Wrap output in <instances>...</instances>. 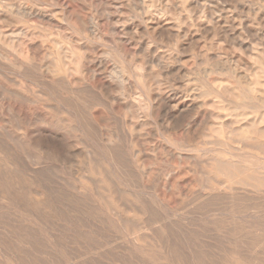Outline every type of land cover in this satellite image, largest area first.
<instances>
[{"label":"rangeland","instance_id":"rangeland-1","mask_svg":"<svg viewBox=\"0 0 264 264\" xmlns=\"http://www.w3.org/2000/svg\"><path fill=\"white\" fill-rule=\"evenodd\" d=\"M263 15L264 0H0V264H264V189L214 175L215 158L262 169Z\"/></svg>","mask_w":264,"mask_h":264},{"label":"bare ground","instance_id":"bare-ground-1","mask_svg":"<svg viewBox=\"0 0 264 264\" xmlns=\"http://www.w3.org/2000/svg\"><path fill=\"white\" fill-rule=\"evenodd\" d=\"M183 1V0H182ZM195 1V0H194ZM133 2V1H132ZM139 2V1H138ZM152 3V2H151ZM171 4V3H170ZM129 6V5H128ZM257 8V7H256ZM26 10V9H25ZM261 12V11H260ZM30 13V12H29ZM17 16V15H16ZM264 16V15H263ZM41 17V16H40ZM264 18V17H263ZM264 20V19H263ZM200 24V23H199ZM34 26H30V28H32V29H34L33 28ZM173 27V26H172ZM210 27V26H209ZM23 30V29H22ZM22 30H20L19 31V35L21 34V33H23L22 32ZM33 31V30H32ZM35 33V32H34ZM29 34V33H28ZM5 35V34H4ZM3 35V36H4ZM2 36V35H1ZM7 36H8V34H7ZM6 36V37H7ZM47 36V35H46ZM34 37V36H33ZM2 38V37H1ZM26 38H28V36H26ZM46 38V37H45ZM45 38H44V40H45ZM47 38H48V36H47ZM4 39V38H3ZM52 39V38H51ZM10 40V39H9ZM16 41V40H15ZM29 41V40H28ZM7 42V41H6ZM40 42H42V40L40 41ZM8 43V42H7ZM12 43V42H11ZM14 43V42H13ZM24 43V42H23ZM15 44V43H14ZM45 44V43H44ZM43 44V45H44ZM11 45H13V44H11ZM22 46V45H21ZM36 46V45H35ZM250 46V45H249ZM12 48V47H11ZM28 48H30V47H28ZM61 48H62V46H61ZM1 49H2V47H1ZM39 49V48H38ZM50 49V48H49ZM67 50H69V49H67ZM9 51V50H8ZM42 51H44V50H42ZM73 52H74V50H72ZM115 51V50H114ZM48 52V51H47ZM51 52V51H50ZM40 53H41V51H40ZM63 53H64V51H63ZM115 53V52H114ZM7 54H8V52H7ZM38 54V53H37ZM108 54H110L109 52H108ZM112 54V53H111ZM117 54V53H116ZM18 55H20V54H18ZM30 55V54H29ZM66 55V54H65ZM1 56V55H0ZM15 56V55H14ZM13 56V57H14ZM48 56V55H47ZM56 56V55H55ZM76 57V56H75ZM122 57V56H121ZM3 58V57H2ZM20 58H22V57H20ZM26 58V57H25ZM30 58V57H29ZM52 58V57H51ZM58 58V57H57ZM61 58V57H60ZM67 58V57H66ZM77 58H78V56H77ZM19 59V58H18ZM56 59V58H55ZM121 59V58H120ZM14 60H16L15 58H14ZM37 60V59H36ZM81 60V59H80ZM18 60H16V62H17ZM24 61V60H23ZM30 61V60H29ZM57 61H58V59H57ZM12 62H14V61H12ZM19 62V61H18ZM32 62H33V60H32ZM49 62V61H48ZM59 62V61H58ZM7 63V62H6ZM11 63V62H10ZM25 63V62H24ZM38 63V62H37ZM1 64V63H0ZM39 64V63H38ZM60 65H62L61 63H59ZM120 64V63H119ZM226 64V63H225ZM224 64V65H225ZM53 65V64H52ZM10 66V65H9ZM14 66V65H13ZM16 66V65H15ZM23 66V65H22ZM36 66H37V64H36ZM35 66V67H36ZM40 66V65H39ZM42 66V65H41ZM45 66V65H44ZM78 66V65H77ZM140 66H143V64L142 65H140ZM28 67H29V65H28ZM54 67V66H53ZM55 67H56V64H55ZM135 67V66H134ZM167 67H168V65H167ZM260 67V66H259ZM0 68H1V66H0ZM6 68V67H5ZM8 68V67H7ZM21 68V67H20ZM49 68V67H48ZM57 68V67H56ZM60 68V67H59ZM80 68H81V66H80ZM3 69V68H2ZM12 69V68H11ZM33 69V68H32ZM61 69H63L62 68V66H61ZM138 69V68H137ZM137 69H135L134 68V70H136V72H138L139 71V69L137 70ZM143 69V68H142ZM259 69V68H258ZM263 69V68H262ZM1 70V69H0ZM17 70V69H16ZM30 70H31V68H30ZM49 70V69H48ZM47 70V71H48ZM123 70V69H122ZM144 70H145V68H144ZM5 71H6V69H5ZM13 71H14V69H13ZM12 71V72H13ZM58 71V70H57ZM65 70H63V72H64ZM114 71V70H113ZM20 72V71H19ZM32 72H35V71H32ZM53 72V71H52ZM59 72V71H58ZM61 72V71H60ZM127 72V71H126ZM141 72V71H140ZM143 72V71H142ZM21 73V72H20ZM38 73V72H37ZM36 73V74H37ZM51 73V72H50ZM9 74V73H8ZM30 74V73H29ZM53 74H55V73H53ZM63 76H65L63 73H61ZM110 74V73H109ZM152 74V73H151ZM232 74V73H231ZM235 74V73H234ZM264 74V73H263ZM16 75V74H15ZM21 75V74H20ZM20 75H18V76H20ZM40 75V74H39ZM56 75V74H55ZM58 75V74H57ZM56 75V76H57ZM112 75V74H111ZM118 75V74H117ZM120 75V74H119ZM127 75H128V72H127ZM7 76V75H6ZM18 76H16V77H18ZM22 76V75H21ZM27 76H28V74H27ZM30 76V75H29ZM133 76V75H132ZM248 76V75H247ZM36 77V76H35ZM48 77V76H47ZM59 77V76H58ZM66 77V76H65ZM121 77V76H120ZM129 77V76H128ZM19 78V77H18ZM26 78V77H25ZM41 78V77H40ZM60 78H61V76H60ZM112 78V77H111ZM110 78V79H111ZM153 78V77H152ZM241 78V77H240ZM15 79H17V78H15ZM19 79H22L21 77L19 78ZM28 79V78H27ZM118 79V78H117ZM116 79V80H117ZM120 79H118V81H119ZM129 80V79H128ZM143 80H144V78H143ZM23 81H25V80H23ZM27 81V80H26ZM43 81V80H42ZM53 81V80H52ZM1 82V81H0ZM3 82V81H2ZM1 82V83H2ZM10 82H11V80H10ZM47 82V81H46ZM45 82V83H46ZM120 82H122V79H121V81ZM187 82V81H186ZM215 82H216V80H215ZM16 83H18V82H16ZM55 83V82H54ZM116 83H118L119 84V82H116ZM247 83V82H246ZM6 84V83H5ZM12 84V83H11ZM10 84V85H11ZM202 84V83H201ZM42 85V84H41ZM51 85V84H50ZM112 85V84H111ZM129 85V84H128ZM215 85V84H214ZM251 85V84H250ZM257 86L259 85V84H256ZM15 86V85H14ZM26 86V85H25ZM118 86H120V85H118ZM262 86V85H261ZM264 86V85H263ZM262 86V87H263ZM9 88H10V86H8ZM7 87V88H8ZM39 87H40V85H39ZM53 87V86H52ZM147 87V86H146ZM14 88V87H13ZM17 88V87H16ZM55 88V87H54ZM200 88V87H199ZM231 88V87H230ZM3 89V88H2ZM17 89H19V88H17ZM29 89V88H28ZM28 89H26V90H28ZM30 89H31V87H30ZM35 89H37V88H35ZM43 89V88H42ZM52 88H50V90H51ZM147 89V88H146ZM206 89V88H205ZM210 89V88H209ZM3 90H5V89H3ZM138 90V89H137ZM242 90V89H241ZM20 91H21V89H20ZM22 91H25V90H22ZM35 91H39V90H35ZM204 91V90H203ZM246 91V90H245ZM1 92H3L2 90H1ZM34 92V91H33ZM127 92H128V90H127ZM140 92H142V91H140ZM210 92V91H209ZM242 92V91H241ZM251 92V91H250ZM249 92V93H250ZM27 93V92H26ZM32 93V92H31ZM35 93V92H34ZM41 93V92H40ZM117 93V92H116ZM168 93V92H167ZM202 93V92H201ZM243 94H245L244 92H242ZM12 94H13V92H12ZM17 94V93H16ZM30 94V93H29ZM29 94H28V96H29ZM166 94V93H165ZM180 94V93H179ZM226 94V93H225ZM256 94V93H255ZM34 95V94H33ZM135 95V94H134ZM182 95V94H181ZM210 95V94H209ZM3 96V95H2ZM11 96V95H10ZM9 96V97H10ZM18 96L20 97V95L18 94ZM112 96V95H111ZM121 96V95H120ZM169 96V95H168ZM177 96V95H176ZM191 96V95H190ZM189 96V97H190ZM249 96V95H248ZM259 96V95H258ZM1 97V96H0ZM19 97H18V99H19ZM31 97V96H30ZM163 97V96H162ZM171 97V96H170ZM175 97V96H174ZM183 97V96H182ZM242 97V96H241ZM21 98H23V97H21ZM35 98V97H34ZM34 98H32V99H34ZM115 98V97H114ZM127 98H128V96H127ZM179 98H180V96H179ZM198 98V97H197ZM250 98H251V96H250ZM10 99V98H9ZM31 99V98H30ZM97 99V98H96ZM130 99V98H129ZM140 99V98H139ZM182 99V98H181ZM185 99H187V98H185ZM236 99V98H235ZM242 99V98H241ZM260 99V98H259ZM6 100V99H5ZM8 100V99H7ZM7 100H6V102H7ZM13 100H15L14 98H13ZM19 100H21V99H19ZM27 100V99H26ZM41 100V103L43 102L42 101V98L40 99ZM93 100V99H92ZM141 100V99H140ZM256 100H258L257 98H256ZM2 101V100H1ZM25 101V100H24ZM55 101V100H54ZM139 101V100H138ZM181 101V100H180ZM190 101H192V100H190ZM247 101V100H246ZM260 101V100H259ZM8 102H10L9 100H8ZM12 102V101H11ZM10 102V103H11ZM212 102V101H211ZM210 102V103H211ZM248 102V101H247ZM15 103V102H14ZM17 103V102H16ZM31 103H33V104H35L36 105V107L34 108L35 110H34V112H33V115L32 116H34V118L35 119H38V121L40 120V118H41V109L38 107L39 106V104H41L38 100H36V98L34 99V101L33 102H31ZM95 103V102H94ZM188 103V102H187ZM201 102H198V104H200ZM18 104V103H17ZM24 104V103H23ZM131 104V103H130ZM140 104H141V102H140ZM177 104V103H176ZM175 103L173 104V105H176ZM185 104V103H184ZM19 105H20V103L18 104V105H16L17 107H19ZM173 105L171 106V108L172 109H174V108H176V106L173 108ZM264 105V104H263ZM41 106V105H40ZM58 106V105H57ZM150 106V105H149ZM148 106V107H149ZM152 106V105H151ZM226 106V105H225ZM21 107V106H20ZM29 107V106H28ZM53 107V106H52ZM140 107H141V105H140ZM185 107V106H184ZM2 108H4V107H2ZM14 108H16V107H14ZM13 108V109H14ZM22 108V107H21ZM25 108H27L26 107V105H25ZM30 108V107H29ZM29 108H27V110L29 109ZM32 108V107H31ZM30 108V109H31ZM56 108V107H55ZM62 108V107H61ZM196 108V107H195ZM194 108V109H195ZM261 108V107H260ZM24 109V108H23ZM131 109V108H130ZM144 109V108H143ZM139 110H141V109H139ZM147 110V109H146ZM31 111V110H30ZM29 111V112H30ZM33 111V110H32ZM65 111H66V109H65ZM151 111V110H150ZM176 111V110H175ZM214 111V110H213ZM258 111V110H257ZM1 112V111H0ZM9 112H11V110L9 111ZM20 112V111H19ZM25 112V111H24ZM46 112V111H45ZM137 112V111H136ZM259 112V111H258ZM85 113H88V112H85ZM256 113V112H255ZM263 113V112H262ZM19 114V113H18ZM21 114V113H20ZM19 114V115H20ZM83 114V113H82ZM81 114V115H82ZM89 114V113H88ZM151 114V113H150ZM244 114V113H243ZM10 115H11V113H10ZM23 115V114H22ZM29 115V114H28ZM85 115V114H84ZM21 116V115H20ZM52 116H54V114L52 115ZM245 116V115H244ZM11 117V116H10ZM24 117H25V115H24ZM252 117V116H251ZM30 118H32V117H30ZM45 118V117H44ZM60 118V117H59ZM87 118H88V116H87ZM89 118H90V116H89ZM14 119V118H13ZM23 119V118H22ZM25 119V118H24ZM55 119V118H54ZM57 119V118H56ZM72 119V118H71ZM3 120H4V118H3ZM20 120V119H19ZM30 120V119H29ZM51 120V119H50ZM245 120V119H244ZM251 120V119H250ZM22 121V120H21ZM31 121V120H30ZM33 121V120H32ZM35 121V120H34ZM37 121V122H38ZM44 121H45V119H44ZM47 121V120H46ZM45 121V122H46ZM54 121V120H53ZM52 121V122H53ZM213 121V120H212ZM246 121V120H245ZM14 123H16L15 121H13ZM18 122V121H17ZM23 122V124H24V126H25V121H22ZM22 122H21V124H22ZM36 122V121H35ZM211 122V121H210ZM251 122V121H250ZM19 123V122H18ZM18 123H17V126H18ZM30 124L32 123V126L34 125L33 124V122H29ZM55 123V122H54ZM60 123V122H59ZM63 123V122H62ZM253 124H254V122H252ZM38 124V123H37ZM130 124V123H129ZM6 125V124H5ZM42 125V124H41ZM58 125V124H57ZM20 126V125H19ZM28 126V125H27ZM32 126H30V127H32ZM56 126V125H55ZM80 126V125H79ZM90 126V125H89ZM252 126V125H251ZM250 126V127H251ZM34 127V126H33ZM32 127V128H33ZM52 127V126H51ZM58 127V126H57ZM248 127V126H247ZM2 128V127H1ZM11 128H13V127H11ZM22 128V127H21ZM29 128V127H28ZM36 128V127H35ZM249 128V127H248ZM23 130H24V128H22ZM41 129V128H40ZM252 129V128H251ZM259 129V128H258ZM257 129V130H258ZM5 130V129H4ZM13 130V129H12ZM30 130V129H29ZM58 130V129H57ZM6 131V130H5ZM7 131H9V130H7ZM42 130H40L39 132H41ZM259 131V130H258ZM3 132V131H2ZM10 132V131H9ZM13 132V131H12ZM43 132V131H42ZM56 132V131H55ZM7 133V132H6ZM30 133V132H29ZM36 133V132H35ZM47 133V132H46ZM57 133V132H56ZM259 133H261V132H259ZM262 133H264V131H263V129H262ZM9 134V138H12V136H10V134L11 133H8ZM21 134V133H20ZM28 134V133H27ZM39 134V133H38ZM54 134V133H53ZM230 134V133H229ZM233 134V133H232ZM7 135V134H6ZM12 135H13V133H12ZM24 135V134H23ZM32 135V134H31ZM40 135V134H39ZM245 135H247V134H245ZM25 136V138L27 137L26 135H24ZM41 136H42V134H41ZM53 136V135H52ZM238 136H240V135H238ZM30 137V136H29ZM29 137H28V140H29ZM57 137V136H56ZM55 137V138H56ZM59 137V136H58ZM226 137V136H225ZM231 137V136H230ZM229 137V138H230ZM37 138V137H36ZM60 138V137H59ZM249 138V137H248ZM248 138L246 139V137H245V139H246V141L248 140ZM252 138V137H251ZM3 139V138H2ZM33 138H31V140H32ZM53 139V138H52ZM57 139V138H56ZM216 139V138H215ZM232 139H233V137H232ZM237 139V138H236ZM244 139V140H245ZM253 139V138H252ZM255 139V138H254ZM5 140H7V138L5 139ZM16 140V139H15ZM14 140V141H15ZM18 140V139H17ZM16 140V141H17ZM20 140V139H19ZM61 140V139H60ZM241 140L243 141V138H241ZM240 140V141H241ZM8 141V140H7ZM9 141H11V139L9 140ZM14 141L12 142V143H14ZM21 141H22V139H21ZM25 141H27L26 139H25ZM234 141V140H233ZM239 141V140H238ZM241 141V142H242ZM18 142V141H17ZM16 142V143H17ZM28 142H30V141H28ZM219 142H220V140H219ZM219 142H217V141H215L214 143H218V145H219ZM9 143V142H8ZM11 142H10V144H12ZM23 143V142H22ZM205 143V142H204ZM248 143V142H247ZM26 144V143H25ZM196 144V143H195ZM226 144V143H225ZM224 144V145H225ZM242 144H243V142H242ZM244 144H246V143H244ZM249 144H250V142H249ZM5 144H3V146H4ZM13 146H14V144H12ZM22 145H24V144H22ZM28 145V144H27ZM206 145V144H205ZM228 145V144H227ZM252 145V144H251ZM20 146H21V144H20ZM243 146V145H242ZM264 146V145H263ZM15 147V146H14ZM19 147V146H18ZM22 147H24V146H22ZM21 147V148H22ZM196 147V146H195ZM205 147H207V146H205ZM229 147H231L230 145H229ZM254 147H256V146H254ZM29 148V147H28ZM213 148V147H212ZM218 148V147H217ZM240 148V147H239ZM256 148H258V147H256ZM40 149V148H39ZM186 149V148H185ZM189 149V148H188ZM197 149V148H196ZM214 149V148H213ZM224 149V148H223ZM227 149V148H226ZM233 149H235V148H233ZM207 150V149H206ZM212 150V149H211ZM225 150V149H224ZM238 150H240V149H238ZM40 151H41V149H40ZM45 151V150H44ZM178 151V150H177ZM209 151H210V149H209ZM213 151V150H212ZM211 151V152H212ZM229 151V149L227 150V152ZM28 152V151H27ZM39 152V151H38ZM38 152H37V154H38ZM205 152V151H204ZM178 153V152H177ZM229 153V152H228ZM237 153V152H236ZM36 154V155H37ZM185 154H187V153H185ZM202 154H203V152H202ZM230 154H231V152H230ZM234 154H235V152H234ZM232 155V154H231ZM237 155V154H236ZM235 155V156H236ZM241 155H242V153H241ZM26 156V155H25ZM189 156V155H188ZM191 156V155H190ZM193 156V155H192ZM33 157V156H32ZM224 157V156H223ZM237 157V156H236ZM259 157H261V156H259ZM263 157V156H262ZM29 158V157H28ZM30 158H31V156H30ZM178 158H179V155H178ZM192 158V157H191ZM213 159V158H212ZM236 159V158H235ZM195 160V159H194ZM226 160V159H225ZM257 160V159H256ZM35 161V160H34ZM236 162H238V160H235ZM263 162V161H262ZM214 163H215V168H216V171H214L215 172V174L214 175H216V177H221V175L222 176H224V177H226L227 178V181H228V183H231V184H237V185H242V186H247V187H253V188H255V189H257V190H259V191H262L263 189H264V162L262 163V169H249V168H247V167H245V166H243V165H238V163H235V162H233V160H232V162H224V161H222L221 159H219V158H215L214 159ZM252 163H253V161H252ZM37 164L39 165V166H41L42 165V158H41V156H39L38 158H37ZM44 165V164H43ZM42 165V166H43ZM252 167V166H251ZM10 168V167H9ZM26 168V167H25ZM30 168H32V167H30ZM212 169V168H211ZM6 170V169H5ZM120 170V169H119ZM39 171V170H38ZM122 171H124V170H122ZM12 172V171H11ZM14 173V172H13ZM16 173H17V171H16ZM22 173H26V172H22ZM169 173V172H168ZM211 173V172H210ZM26 174H29L30 175V173H26ZM7 175V174H6ZM169 175V174H168ZM28 176V175H27ZM213 176V175H212ZM2 177H3V175H2ZM117 178V177H116ZM213 178V177H212ZM1 179V178H0ZM5 181V180H4ZM212 183H214L213 181H211ZM0 184H2V183H0ZM128 184V183H127ZM204 184V183H203ZM217 184L218 185H221V187H223V186H225L224 184H223V182H220V180L219 181H217ZM223 184V185H222ZM105 185V184H104ZM217 185V186H218ZM8 186V185H7ZM97 186V185H96ZM96 186H94V187H96ZM205 186H206V184H205ZM240 187V188H244V187ZM216 187V186H215ZM246 187V188H247ZM41 188V187H40ZM44 189V188H43ZM96 189V188H95ZM104 189V188H103ZM221 188H219V190H220ZM252 189V188H251ZM40 190V189H39ZM98 190V189H97ZM226 190V189H225ZM36 191H38V190H36ZM228 191V190H227ZM40 192V191H39ZM43 192V191H42ZM233 192V191H232ZM215 193H217V192H215ZM220 193V192H219ZM218 193V194H219ZM236 193V192H235ZM16 194V193H15ZM40 194H42V193H40ZM209 194V193H208ZM226 194V193H225ZM36 195H38V194H36ZM210 195V194H209ZM44 196V195H43ZM16 197V196H15ZM42 199V198H41ZM44 199V198H43ZM42 199V200H43ZM90 200V199H89ZM203 200H204V198H203ZM37 201H40V200H37ZM43 202V201H42ZM41 203V202H40ZM88 203V202H87ZM4 205V204H3ZM35 205V204H34ZM42 205V204H41ZM36 207H37V205H36ZM25 208V207H24ZM252 212V211H251ZM203 215V214H202ZM252 215V214H251ZM175 217V216H174ZM186 222V221H185ZM25 223V222H24Z\"/></svg>","mask_w":264,"mask_h":264}]
</instances>
